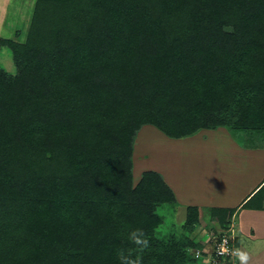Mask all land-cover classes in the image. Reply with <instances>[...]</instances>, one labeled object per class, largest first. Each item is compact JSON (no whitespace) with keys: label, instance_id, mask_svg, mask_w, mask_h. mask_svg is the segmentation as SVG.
Masks as SVG:
<instances>
[{"label":"trees","instance_id":"trees-1","mask_svg":"<svg viewBox=\"0 0 264 264\" xmlns=\"http://www.w3.org/2000/svg\"><path fill=\"white\" fill-rule=\"evenodd\" d=\"M3 46L0 264L196 262L199 210L161 234L175 195L153 169L134 182V138L264 135V0H35ZM233 211L208 209L218 231Z\"/></svg>","mask_w":264,"mask_h":264},{"label":"crops","instance_id":"crops-1","mask_svg":"<svg viewBox=\"0 0 264 264\" xmlns=\"http://www.w3.org/2000/svg\"><path fill=\"white\" fill-rule=\"evenodd\" d=\"M148 131L141 129L139 134L145 137V133H150ZM248 133L244 139L237 137L240 143L225 127L203 128L182 138H170L164 134L169 138L167 140L174 139L171 142H188L172 143V146L179 147L175 149L176 155L168 151L171 144L163 145L162 161L159 158L155 163L157 166L153 168L172 189L176 206L180 209L197 207L199 222L202 213L208 212L211 207L234 209L230 222L233 240L238 248L236 256L230 260L213 259L209 253V238L213 235L212 226L216 221L208 220L211 229L203 228L199 235L201 239L196 238L199 237L197 232L192 235L195 240H203L205 248L203 256L196 262L264 264V192L255 193L264 184V135ZM208 145L212 147L210 151ZM177 156L182 161L176 163L173 159ZM184 161L189 164L188 169ZM214 260L218 262L212 263Z\"/></svg>","mask_w":264,"mask_h":264},{"label":"rangeland","instance_id":"rangeland-1","mask_svg":"<svg viewBox=\"0 0 264 264\" xmlns=\"http://www.w3.org/2000/svg\"><path fill=\"white\" fill-rule=\"evenodd\" d=\"M34 4H35V0H0V37H8V38H13L15 40L23 41L27 36ZM0 66L3 67L8 73L14 74L16 72V67L13 63L10 50L6 46L0 48ZM141 129L144 130L149 129L148 132L150 133L149 134L145 133L146 134L145 137L141 136L139 134ZM141 129L139 130V132L138 131L136 132L134 138V145H133L134 165L132 172H133L134 182L137 181L143 170L151 169V168L153 169L154 167L157 166L155 163L159 160V158L160 159L162 158L163 153L161 152V150L163 148V145L171 144L172 146V143L173 144H178V143L182 144L183 142H185V144L188 143L186 142L187 140L184 141L180 140V142H171L174 141V139L167 140L169 138H166L164 133L153 125H149V124L145 126L143 125ZM230 133L232 136L235 137L237 143H240L241 141L237 139L238 136L244 139L247 137V135L250 134L247 131H241V130H233L230 131ZM254 136L256 138H259V136L258 135L256 136V134H254ZM175 147L176 146H172L168 148L169 149L168 151L175 152V149L177 150L179 149V147L176 148ZM209 147H208V151H210L212 148ZM147 152L149 153L147 154ZM174 155H176V152ZM173 160L176 163L182 161L181 159H179L178 156L176 157V159ZM184 162L186 165V169H188L190 167L189 164L186 161ZM157 211L159 214L163 216V222L159 227V231L161 232V234H165L164 232H167V230H169L171 224L174 226L172 228L174 231L184 232L181 225L185 219L186 209H180L179 206L178 207L176 206L173 210L172 206L167 203L159 206ZM201 217L202 220L198 222L195 229L192 230L193 232H185V233H187L188 235H193L196 234L197 232L199 236L203 228H205V230L206 228L211 229L210 228L211 224L208 223V220H214V221L216 220L212 218L208 212H203ZM214 225H215L214 227L212 226V231H213L212 233L218 231L217 221ZM196 238L201 239L200 236L199 237L196 236ZM217 262H218L217 260H214V262L212 263H217ZM191 264H205V263L194 262Z\"/></svg>","mask_w":264,"mask_h":264},{"label":"built area","instance_id":"built-area-1","mask_svg":"<svg viewBox=\"0 0 264 264\" xmlns=\"http://www.w3.org/2000/svg\"><path fill=\"white\" fill-rule=\"evenodd\" d=\"M210 251L213 259L230 260L238 253V248L233 241V235L231 233V224L228 229L219 230L218 233H213L209 238ZM189 253L195 259H199L203 256L205 248L191 247Z\"/></svg>","mask_w":264,"mask_h":264}]
</instances>
